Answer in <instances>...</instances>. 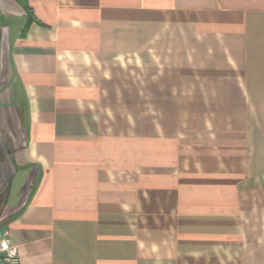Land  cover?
I'll use <instances>...</instances> for the list:
<instances>
[{
    "label": "crops",
    "instance_id": "1",
    "mask_svg": "<svg viewBox=\"0 0 264 264\" xmlns=\"http://www.w3.org/2000/svg\"><path fill=\"white\" fill-rule=\"evenodd\" d=\"M0 202L20 264H264V0H0Z\"/></svg>",
    "mask_w": 264,
    "mask_h": 264
},
{
    "label": "built area",
    "instance_id": "2",
    "mask_svg": "<svg viewBox=\"0 0 264 264\" xmlns=\"http://www.w3.org/2000/svg\"><path fill=\"white\" fill-rule=\"evenodd\" d=\"M0 264H20L17 247L5 233L0 237Z\"/></svg>",
    "mask_w": 264,
    "mask_h": 264
},
{
    "label": "trees",
    "instance_id": "3",
    "mask_svg": "<svg viewBox=\"0 0 264 264\" xmlns=\"http://www.w3.org/2000/svg\"><path fill=\"white\" fill-rule=\"evenodd\" d=\"M0 208H1V202H0Z\"/></svg>",
    "mask_w": 264,
    "mask_h": 264
}]
</instances>
